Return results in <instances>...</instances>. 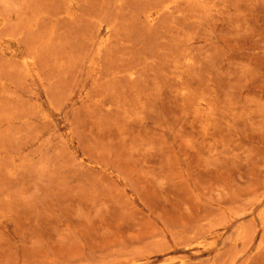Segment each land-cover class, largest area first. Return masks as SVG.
<instances>
[{
	"label": "rangeland",
	"instance_id": "374dc122",
	"mask_svg": "<svg viewBox=\"0 0 264 264\" xmlns=\"http://www.w3.org/2000/svg\"><path fill=\"white\" fill-rule=\"evenodd\" d=\"M0 264H264V0H0Z\"/></svg>",
	"mask_w": 264,
	"mask_h": 264
}]
</instances>
